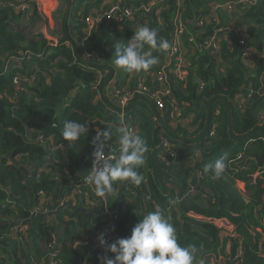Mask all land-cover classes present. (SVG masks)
<instances>
[{
	"label": "trees",
	"instance_id": "trees-1",
	"mask_svg": "<svg viewBox=\"0 0 264 264\" xmlns=\"http://www.w3.org/2000/svg\"><path fill=\"white\" fill-rule=\"evenodd\" d=\"M0 1V249L9 248L7 254L13 264H18L21 258L23 264H42L52 250H57L63 264H80V255L65 247L58 237L54 240V234L57 235L61 222L72 229L91 228L102 218L105 225L108 212L86 215L79 209L78 196L75 202L68 201V212L60 208V202L69 195L74 178L87 171L85 165L89 153L95 150L92 140L97 131L111 128L113 136L107 142L108 148L119 150L115 129L123 126V120L138 127L136 135L143 138L148 148L144 156L148 166L146 170L143 165L137 169L143 177L140 185L116 181L114 191L105 195L107 210L118 214L114 226L120 238L130 236L145 214L160 210L175 227L179 244L197 247L194 264H209L215 254L226 256L227 247L232 264H264V119L259 117L264 110V95L260 93L263 86L259 82L263 66L261 59L244 62L239 44V39L244 38L258 52L264 51V0L243 11L236 9L239 21L236 26L241 33L233 36L227 31L228 39L218 54H211L203 45L223 28L210 15L207 0H164L157 14L141 8L149 0H112L122 5L133 4L136 7L133 19L122 24L103 20L89 30L85 23L92 13L89 10V15L77 22L80 41L72 47L61 39L51 40L40 32L30 31L39 17L33 0ZM71 1L67 0L69 5ZM77 1V7L83 3ZM84 1L85 6L94 3L95 9L106 8L100 5L103 0ZM21 2L28 3L31 9L17 8ZM176 17L184 25L181 46L189 51L185 79H171V95L165 98L162 107L146 93L137 95L122 119L111 95L102 93L112 72L110 65L104 63L115 61L113 44L127 43L139 26L157 29L158 39H167L171 44ZM201 19L203 24L198 25ZM64 29H67L65 22ZM191 47L195 49L192 57ZM109 50L110 61L88 58L89 54L99 58L98 53L107 56ZM144 50L154 51L160 60L169 57L167 51L160 52L148 45ZM39 54L43 56L38 58ZM20 56L24 62L16 65L14 58ZM223 62L226 65L222 68ZM34 63L37 70L34 69L35 79L29 81L32 83L15 88L14 77L30 79L27 75ZM162 63L147 72H130L135 81L121 88H133L142 81L153 85L154 73ZM102 72L104 75H100ZM71 86L72 91L62 99ZM239 96L243 99L239 100ZM171 97L177 101L184 118L192 116V131L187 132L182 122L178 125L170 122L167 103ZM68 120L87 122V135L75 142L64 141L60 133ZM39 135L43 136V142H39ZM160 135L173 144V158L158 157ZM225 152L228 153L225 171L214 179L211 172L203 171L204 165ZM189 156L194 157L193 164L182 166L181 160ZM52 159H61V165L68 166L69 173L57 169L44 172L42 169ZM237 182L247 194L238 191ZM191 189L197 191L194 197L189 195ZM40 192L47 198L45 207L54 215L51 221L43 213L33 216V209L40 203ZM7 199L12 200V205L5 206ZM115 200L116 208L112 206ZM189 211L207 219H224L234 226V237L224 235L211 221L192 217ZM20 221L28 224L22 236H4L12 224ZM91 241L87 243L89 250ZM240 246L241 253L236 256ZM30 249L32 253L27 252ZM90 253L98 254L92 257L97 264L100 250Z\"/></svg>",
	"mask_w": 264,
	"mask_h": 264
},
{
	"label": "clouds",
	"instance_id": "clouds-1",
	"mask_svg": "<svg viewBox=\"0 0 264 264\" xmlns=\"http://www.w3.org/2000/svg\"><path fill=\"white\" fill-rule=\"evenodd\" d=\"M212 2L213 0L210 3ZM145 45L160 52L167 51L172 46L167 39H158L157 29L139 26L127 43L113 44L115 65L127 72L147 71L158 63V57L145 51ZM74 94L75 92L71 96L74 97ZM87 132V122L68 120L60 134L64 141L75 142L82 135H87ZM115 132L119 141V156L114 160L105 155L107 142L113 136L111 128L97 131L92 140L95 146L94 159L86 179L94 186L99 199L114 191L113 184L116 181H130L140 185L143 180L137 169L145 162L144 156L148 151L145 141L124 126L116 128ZM227 159L228 153L225 152L221 157L205 164L203 171L211 172L214 179H219L225 171ZM98 241L105 250V254L98 257L101 264H194L197 253L195 245L182 247L179 244L175 227L160 210L150 211L140 218L130 236L108 243L105 234L101 233ZM107 253H111V256Z\"/></svg>",
	"mask_w": 264,
	"mask_h": 264
},
{
	"label": "built area",
	"instance_id": "built-area-1",
	"mask_svg": "<svg viewBox=\"0 0 264 264\" xmlns=\"http://www.w3.org/2000/svg\"><path fill=\"white\" fill-rule=\"evenodd\" d=\"M259 0H215L212 2L215 8H223L227 13L232 12L236 10L237 8L241 9L242 11L246 9L247 7L254 5ZM163 2L164 0H158L159 5L157 7H154L152 4L142 5L141 8L144 9L146 12L154 11L155 14H157L160 9L163 8ZM1 3V1H0ZM31 3V2H30ZM17 8L20 10H26L31 9V6L26 2H21ZM136 11V7L133 4L130 5H122L120 1H112L109 3L106 8L103 9L101 6L99 9H94L91 13V16L88 17L85 21L86 26L89 30L93 29L97 24H99L103 20L107 21H113L115 24H122L124 22H127L128 20L133 19V15ZM203 24V19L198 21V25ZM184 25L182 24L179 17L175 18L174 21V34H173V42L171 43V48L167 50L168 52V58L159 66L158 70L154 73V81L153 85L148 86L144 83V81L140 82L136 87L133 88H114L111 92V98L114 100L116 105L119 108V115L124 119L125 115L127 114V106L131 101L140 94L146 93L150 98L154 99L159 107H162L165 101V98L171 95V88H170V81L171 79H177V80H184L186 76L185 72V63L183 61V55H182V46H181V40L180 36L183 32ZM234 31L241 33V29L239 31V28L236 26ZM213 36L207 40L204 41L203 45L210 49L211 54H218V47L215 44V42L212 40ZM192 38H189V41H191ZM239 44L241 47V58L244 62L250 63L254 59H261L262 60V73L259 77V82L261 84V87L263 86V89L260 91L264 95V51L258 52L254 46L250 44L249 41H247L244 38L239 39ZM42 54H39V58L42 57ZM90 59L98 61L100 58L96 57V54H89ZM30 58L27 57L26 60L28 61ZM24 57H15L14 61L16 65L23 64ZM254 65V63L250 64ZM31 68L29 69V74L27 76L30 77V79L27 78H19L18 76H15L13 79L14 87H19L23 83H32L29 82L31 80L35 79V72L34 69L37 70L36 64L30 65ZM18 89V88H17ZM23 90V89H20ZM253 91L250 92L252 94ZM249 94V95H250ZM169 110H168V117L171 123L178 125L179 123H183L184 117L182 115L181 109L177 103V101L171 97L168 99L167 103ZM129 117V116H128ZM260 119H264V110L261 111L259 115ZM130 118V117H129ZM154 121L157 119L154 118ZM123 126L127 127L131 131H133L134 134L138 132V127H134L132 125V122H126L123 120ZM211 134L213 132L211 131ZM39 142H43L44 138L42 135L38 136ZM119 148V146H118ZM158 157L160 159H164L167 156L173 158L175 156L173 151V144L169 142V140L164 136H159V142H158ZM94 151L89 153L88 155V161L85 165L86 172L83 175H80L79 177L74 178V182L72 184V189L69 193V195L62 197L60 202V208L63 211L68 212L70 210V207L68 206V201L70 198H74L77 195H80L85 188H90L92 185L88 183L86 177L90 173V168L92 167L93 159H94ZM119 150H111L108 148V145L106 146V158L115 159L118 157ZM62 171L66 174L69 173L68 166H65L62 168ZM39 205H37L32 213L33 216L37 215L39 213L46 214L47 221H51L54 218V215L52 213V210L47 209L45 207V201H47L46 196L43 192L39 193ZM12 200H5L4 204L5 206L12 205ZM109 219L107 220L105 224V229L101 232L105 234V239L108 243L114 242L116 239L120 238L119 231L114 226V221L118 218V214L116 212H109L108 213ZM28 229V224L25 222L20 221L17 224H12L9 227V230L4 235H20L22 236L24 232H26ZM114 229V230H113ZM101 233H98L91 241L90 244V251H105L104 248H102L99 244L98 237ZM232 237H234L231 234ZM56 245V244H55ZM54 245V246H55ZM241 246L237 249V254L241 253ZM107 255L111 256V253H107ZM42 264H63L61 259L58 258V252L57 250H52L47 258V261H45Z\"/></svg>",
	"mask_w": 264,
	"mask_h": 264
},
{
	"label": "crops",
	"instance_id": "crops-1",
	"mask_svg": "<svg viewBox=\"0 0 264 264\" xmlns=\"http://www.w3.org/2000/svg\"><path fill=\"white\" fill-rule=\"evenodd\" d=\"M33 1H34L33 3L36 6L37 0H33ZM43 1H45V0H43ZM52 1H54V3L56 4V7L58 9L60 1L59 0H52ZM79 1H81V0H79ZM180 1H182V0H180ZM208 1L209 0H207V2ZM68 2H67V0H62L63 6H64V11L60 15V20L58 19V22H55L52 25H50V23L48 21L46 26H45V29L41 26L39 32L44 34V36L46 38L51 39V40H55L56 38H60L65 43V45H67L68 47H72L73 45H78L79 41H80L79 40V33L77 32V29H76L77 22L78 21L82 22V20L89 15V10L93 11L95 9L94 8L95 4L91 3L89 6H85L87 3H86V1H83V3L77 7V4H78L77 0H72L70 2V5L68 4ZM111 2H112V0H103V2L100 5L107 6ZM148 4H152L154 7H156L158 5L156 0H149ZM208 5H207V7L210 11V15L212 16L213 20L216 23H219L221 25V27H223V28H219L215 32V35L213 36V39H212L215 42V44L217 45L218 51H221L222 45L228 39L227 31H231L233 36H236L235 35L236 31H234V29H235L236 24H238V22H239L237 20L238 13L236 10L227 13L223 8H215L212 3H208ZM67 10L68 11L71 10V11H69V12H71L70 13L71 15L67 12ZM37 12H38L39 17L34 21V23L35 24H41L44 21V17L39 13L38 10H37ZM217 12H219V13H217ZM73 13H75V14L73 15ZM64 22H65L67 29H68V30L66 29V31L64 29ZM47 26H48V28H47ZM137 29H138V27H137ZM82 34H83V30H82ZM228 44L230 45L229 42H228ZM191 48L192 49H190V57L194 56V53H195L194 47H191ZM149 52H151L152 55L156 56L154 51L149 50ZM187 52H189L188 48L186 46H184V48L182 50V55H183V61H184L185 65L187 64ZM98 55H99V58L101 59V61L104 59L110 61V59H111V56H110L111 51L110 50H109L107 56H102L100 53H98ZM88 58H90V57H88ZM84 59L89 60L86 58H84ZM164 60H166V58L162 59V60L158 59V63L155 64V66L159 65ZM112 62H111V64L104 63L108 66L110 65V67L112 68L111 78H110L109 82L105 85V87H107V86H112V88L128 87L129 83L131 81H135V78L132 76V73H134V71L132 73H130V72L127 73V71L121 69L120 67L116 66L115 64H112ZM218 62H221L220 57L218 58ZM225 65L226 64L223 62V64H221L220 67L223 68ZM100 75H104V72H102ZM104 88H103L102 93H105V95H106V92L108 90L104 89ZM100 95H103V94H100ZM242 99H243V96H239V100H242ZM191 118H192L191 115L186 116L184 118L183 123H182L183 126H186L185 129L187 130V132L192 131L193 126L191 125ZM53 156L55 158L54 154H53ZM61 162H62L61 159L60 160L59 159H52L49 163V166L43 168L42 170L44 172H47V173H51L55 169H57V171L62 172L63 165H61ZM193 162H194V157L189 156V157H184L180 163L182 166H185V165H192ZM178 165L179 164L175 165V167H178ZM147 166L148 165L144 162L143 169L146 170ZM59 167H60V170L58 169ZM190 191H191L190 193H193L194 190L191 189ZM190 193H189V195H190ZM106 194H108V193H106ZM77 196L80 197V199L78 201L79 205H80L79 209L80 210L82 209L84 211V213H86L90 210H95L96 208L101 206V201H100L99 197L97 196V194L95 192V188L93 185L90 188H87V189L85 188L83 190V192ZM77 196H75L74 198H70L69 201L75 202ZM102 199L104 200V205H105L106 211L110 212L111 210H107V207H106L105 196L102 197ZM114 204L115 205L117 204L116 200L112 204V206L114 208H116ZM188 214L193 217L192 211H189ZM66 219H67V217L64 216L63 220H66ZM101 222H102V218H100L96 223H94L91 228H81L79 226H76V229H72L70 226H68L67 223L61 222L60 228L57 231V235L54 234V240H56V238L58 237L59 240H58V238H57V240L61 241L65 247L71 248L72 250L76 251L80 255V257H79V263L80 264H84V263L85 264H94L92 257H94L98 254L90 253L91 251L87 248V243L89 241H91L100 232L101 228L103 227V224ZM231 229H232V226H231ZM8 251H9V248H5L4 250L2 248L0 249V264H13L12 260L10 259L9 255L7 254ZM82 251H83V254L81 253ZM27 252L32 253V250L31 249L27 250ZM104 254H105V251H103V252L100 251V256L104 255ZM18 255L21 256V253L18 252ZM23 263H24V260L21 258V260L19 261L18 264H23ZM97 264H101L100 260H98Z\"/></svg>",
	"mask_w": 264,
	"mask_h": 264
},
{
	"label": "rangeland",
	"instance_id": "rangeland-1",
	"mask_svg": "<svg viewBox=\"0 0 264 264\" xmlns=\"http://www.w3.org/2000/svg\"><path fill=\"white\" fill-rule=\"evenodd\" d=\"M59 8L57 9L56 4L54 3V1L52 0H37V4H36V9L39 11V13L44 17V21L41 24H33L32 27H34L33 30L30 29V31L32 33H39L40 27L42 26L45 29V26L47 24V22L49 21L50 25H52L55 22H58L59 16L62 14V12L64 11V6L62 3V0H59ZM60 9V10H59ZM59 10V11H58ZM31 24V21L28 23V25ZM18 28V27H16ZM48 28V26H47ZM115 64V63H113ZM149 71V69L147 70ZM146 71V72H147ZM104 89H107L108 91L106 92L107 94L111 95V92L113 91L114 88H112V86H107ZM112 100V98H111ZM236 187L238 189L239 192H241L242 194H247V192L244 191V189L241 187V184L239 182L236 183ZM191 191H189L190 193ZM197 191L194 190L193 193H190L191 197H194L196 195ZM199 203H201V201L198 200ZM193 217L197 218V219H201V220H207V221H211L212 223H214L217 227H220L225 234L224 235H233L234 232V226L231 225L230 223H228L227 221H225L224 219H207L202 215L196 214L193 212ZM264 223V221H263ZM232 226V229H231ZM229 249L230 247H227L225 249V255L220 254L219 256H217V254L211 256L209 264H232L230 263V257H229ZM237 256V255H236ZM235 256V257H236ZM233 257V258H235Z\"/></svg>",
	"mask_w": 264,
	"mask_h": 264
},
{
	"label": "water",
	"instance_id": "water-1",
	"mask_svg": "<svg viewBox=\"0 0 264 264\" xmlns=\"http://www.w3.org/2000/svg\"><path fill=\"white\" fill-rule=\"evenodd\" d=\"M211 1H212V0H209L208 3H210ZM72 89H73V86L67 88V89L65 90L63 96H62V99H63L64 97H66V95H67V94L69 93V91L72 90ZM113 147H115V146L113 145ZM88 153H89V152H88ZM88 153H87V154H88ZM58 169L60 170V167H59ZM100 201H101V206L99 207V209H97V210H90V211L86 212L85 214H87V215H90V214H103V213L106 211V209H105V205H104V200H103L102 198H100ZM81 210H82V209H81ZM82 212L84 213L83 210H82ZM104 228H105V226H103V227L101 228V230H100L99 233H101V232L104 230Z\"/></svg>",
	"mask_w": 264,
	"mask_h": 264
}]
</instances>
